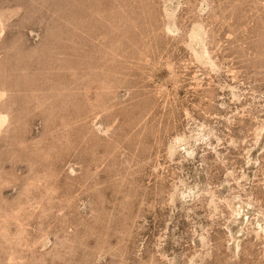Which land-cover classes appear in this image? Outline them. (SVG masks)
I'll use <instances>...</instances> for the list:
<instances>
[{"label":"rangeland","instance_id":"374dc122","mask_svg":"<svg viewBox=\"0 0 264 264\" xmlns=\"http://www.w3.org/2000/svg\"><path fill=\"white\" fill-rule=\"evenodd\" d=\"M0 264H264V0H0Z\"/></svg>","mask_w":264,"mask_h":264}]
</instances>
